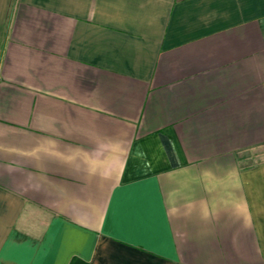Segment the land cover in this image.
Masks as SVG:
<instances>
[{"label":"crops","instance_id":"crops-1","mask_svg":"<svg viewBox=\"0 0 264 264\" xmlns=\"http://www.w3.org/2000/svg\"><path fill=\"white\" fill-rule=\"evenodd\" d=\"M0 264H264V0H0Z\"/></svg>","mask_w":264,"mask_h":264}]
</instances>
